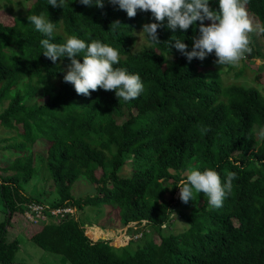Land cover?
Wrapping results in <instances>:
<instances>
[{
	"label": "trees",
	"instance_id": "trees-1",
	"mask_svg": "<svg viewBox=\"0 0 264 264\" xmlns=\"http://www.w3.org/2000/svg\"><path fill=\"white\" fill-rule=\"evenodd\" d=\"M23 1L30 3L27 15L13 17L9 25L0 22V130L11 134L0 150L11 154L8 159L14 156L0 167L5 207L0 264H24L15 262L19 245L7 240V232L25 203L39 202L24 188L40 176L42 166L48 176L41 181L50 178V190L58 198L49 203L51 208L107 205L115 212L117 227L134 222L128 229L139 227L120 247L90 241L86 233L91 228L71 215L59 224H44L29 238L59 255L62 264H264V137L259 135L264 97L254 87L224 86L214 53L208 55L211 63L206 58L188 61L175 48L169 53L165 42L176 38L192 50L199 22L173 33L165 21L157 33L160 44L143 34L145 44L139 45L142 26L156 22L150 12L138 9L128 18L108 0L102 8L94 0L88 6L65 0L62 8L51 7L48 0ZM211 10L218 11L219 5ZM247 11L264 26V0H249ZM41 14L56 24L53 43L74 35L116 48L120 62L115 67L139 74L144 91L127 103L102 89L87 97L77 95L63 80L70 60L53 63L42 54L39 42L47 37L27 19ZM115 21L121 26L113 32ZM251 47L246 58H261ZM40 140L49 144L45 157L33 152ZM122 167L130 176H119ZM193 168H212L222 182L228 173L235 174L222 207L212 208L203 193L186 204L176 197L179 181ZM80 178L97 186L93 197L72 196ZM174 216L187 225L165 234L173 229Z\"/></svg>",
	"mask_w": 264,
	"mask_h": 264
},
{
	"label": "clouds",
	"instance_id": "clouds-1",
	"mask_svg": "<svg viewBox=\"0 0 264 264\" xmlns=\"http://www.w3.org/2000/svg\"><path fill=\"white\" fill-rule=\"evenodd\" d=\"M79 2L88 6L93 0ZM108 2L118 5L119 9L127 13L128 18H134L138 9L150 12L156 22L144 24L141 33L152 44L161 43L157 33L158 29L164 27L165 21L166 27L173 33L177 29L186 32L190 26L199 22V37L193 39L191 51H187V45L179 38L165 42L168 44L169 53L175 48L188 61L194 58L203 61L209 54L214 53L218 66H234L252 53V34H264V26L254 24L249 16L247 11L249 0H219L218 11L210 9L209 0H108ZM65 4V0H48V5L53 8H62ZM95 4L102 8L103 0H95ZM27 19L37 32L47 37L39 42L44 57L53 63L58 58L67 57L70 60L63 80L73 85L77 95L87 97L91 92L102 89L114 91L118 101L127 103L137 99L144 91L139 74H129L125 69L115 67L120 62V53L116 48L99 40L85 42L74 35L69 36L64 43H53L51 39L56 28L54 22L46 19L43 14L29 15ZM205 21L210 22L208 26L204 25ZM120 26V22L115 21L110 25V30L115 32ZM77 57H82L83 62H79ZM259 135L264 137V129L260 130ZM233 179L235 174L231 172L227 174L226 181L222 182L219 174L212 168L203 171L190 169L186 173V178L181 179L177 186L180 190L179 199L186 204L193 200L194 195L203 193L212 208H220L232 190ZM36 203L49 205L42 201ZM26 204L28 203H25L24 207ZM20 214L23 215L22 212ZM47 223L54 222H42L39 225ZM134 225H137V222L126 227ZM86 236L92 241L87 233Z\"/></svg>",
	"mask_w": 264,
	"mask_h": 264
},
{
	"label": "rangeland",
	"instance_id": "rangeland-1",
	"mask_svg": "<svg viewBox=\"0 0 264 264\" xmlns=\"http://www.w3.org/2000/svg\"><path fill=\"white\" fill-rule=\"evenodd\" d=\"M107 0H103V4ZM95 2V0H94ZM214 5H219V0H209V7L212 9ZM30 3H26L23 0H0V22L4 25H9L12 23L11 19L13 17H22L27 15ZM253 20L254 24H258L259 22L255 17L249 15ZM139 45L145 44V39L143 34H139ZM252 44L257 48V50L261 53V58H252V59H243L238 64L232 67L233 69H229L230 66H222L221 78L224 86L229 85H241L245 88L254 87L264 96V43L261 37V34H252ZM206 62L211 63L209 56L206 57ZM258 76V81L254 80V77ZM7 102L4 103V107H6ZM2 108H0L1 112ZM11 134L4 130H0V146L7 145V142H2L4 139H8ZM48 143L40 140L33 146V152L41 155V157H45L47 155ZM6 147V146H5ZM5 154V155H4ZM11 155L9 152L3 153L0 150V167H3L9 163L11 158L7 157ZM40 176L36 179L31 180L27 186L24 188L25 193L31 197L39 199L43 203H51L54 199L57 200L56 192L52 188V180L50 178H46L45 181H41L43 177H47L48 175L45 172L44 166L40 169ZM1 174V172H0ZM120 177H128L130 176V170L126 167H122L118 172ZM101 175V170L97 171V177ZM97 186L90 184L86 179L80 178L73 186H72V196L75 199H84L87 197H92L97 193ZM179 191L177 192V197H179ZM45 193L43 195L42 193ZM56 203V202H54ZM2 203V199L0 197V222H2L5 218V209ZM73 215V214H72ZM115 212L111 206L102 205L99 207L96 206H86L82 210L74 211V218L79 222H83L85 227L91 228L89 232V236L92 241L96 242L97 240L107 241L116 246H125L130 239L132 238L130 233H134L133 231L139 229L136 228L128 229V227H117V220L115 218ZM173 218V229L165 231V234H169L174 232L173 230L178 231L184 228V225H187L184 220L181 218L174 216ZM13 223L11 224V229L9 228L7 232V240L12 241L16 240L19 245V250L15 256V262L24 263V264H62L61 257L59 255H55L49 252H46L36 246L31 240L30 236H33L35 233L40 231L43 225L33 226L31 225L23 215L14 214L11 220ZM177 221V222H175ZM102 227L108 230L99 229L94 227ZM112 231V232H110ZM111 233V234H110ZM110 234V238H103L102 235ZM128 238V242L124 240L125 237ZM155 239L158 237L153 236ZM119 244V245H118Z\"/></svg>",
	"mask_w": 264,
	"mask_h": 264
},
{
	"label": "built area",
	"instance_id": "built-area-1",
	"mask_svg": "<svg viewBox=\"0 0 264 264\" xmlns=\"http://www.w3.org/2000/svg\"><path fill=\"white\" fill-rule=\"evenodd\" d=\"M73 207H59L51 208L47 204L41 203H28L23 209V216L33 226H37L42 222L52 221L54 223H60L63 219L67 218L68 215L73 216ZM73 214V215H72Z\"/></svg>",
	"mask_w": 264,
	"mask_h": 264
},
{
	"label": "water",
	"instance_id": "water-1",
	"mask_svg": "<svg viewBox=\"0 0 264 264\" xmlns=\"http://www.w3.org/2000/svg\"><path fill=\"white\" fill-rule=\"evenodd\" d=\"M9 216V215H8Z\"/></svg>",
	"mask_w": 264,
	"mask_h": 264
}]
</instances>
